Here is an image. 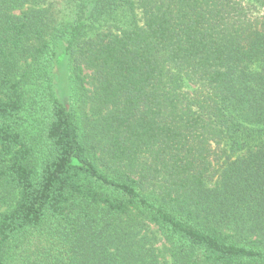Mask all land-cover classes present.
<instances>
[{"label":"trees","instance_id":"trees-1","mask_svg":"<svg viewBox=\"0 0 264 264\" xmlns=\"http://www.w3.org/2000/svg\"><path fill=\"white\" fill-rule=\"evenodd\" d=\"M0 204V264H264V0H0Z\"/></svg>","mask_w":264,"mask_h":264},{"label":"rangeland","instance_id":"rangeland-1","mask_svg":"<svg viewBox=\"0 0 264 264\" xmlns=\"http://www.w3.org/2000/svg\"><path fill=\"white\" fill-rule=\"evenodd\" d=\"M57 81H58V82H57ZM57 81L55 82L56 85L59 84V80H57ZM60 81H61V82H60V85H62V87H63L64 90H65V89H66L65 80L61 79ZM7 207H8L7 205L0 204V212L6 210Z\"/></svg>","mask_w":264,"mask_h":264}]
</instances>
